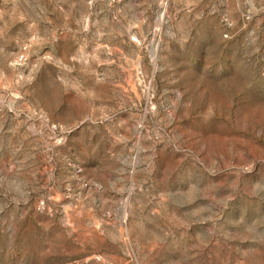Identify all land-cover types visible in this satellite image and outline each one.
I'll return each mask as SVG.
<instances>
[{
    "label": "rangeland",
    "instance_id": "1",
    "mask_svg": "<svg viewBox=\"0 0 264 264\" xmlns=\"http://www.w3.org/2000/svg\"><path fill=\"white\" fill-rule=\"evenodd\" d=\"M0 264H264V0H0Z\"/></svg>",
    "mask_w": 264,
    "mask_h": 264
}]
</instances>
